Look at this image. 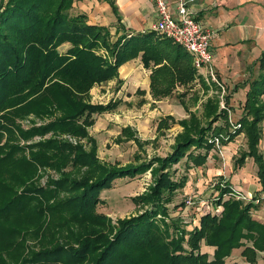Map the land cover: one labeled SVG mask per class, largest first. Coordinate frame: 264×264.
Wrapping results in <instances>:
<instances>
[{
  "label": "trees",
  "instance_id": "obj_1",
  "mask_svg": "<svg viewBox=\"0 0 264 264\" xmlns=\"http://www.w3.org/2000/svg\"><path fill=\"white\" fill-rule=\"evenodd\" d=\"M72 4L73 0H0V264H226L231 251L244 241L251 244L241 254L254 262L256 251L264 252V225L252 219L251 203L223 199L227 189L219 190L213 196L221 206L219 214H200L191 230L180 216L171 217L165 205L186 184L184 175L175 177L174 165L183 161L187 169L202 166L214 149L210 138L219 134L228 138L222 139L225 144L244 133L248 150L243 158H254L264 188V158L257 151L264 75L251 83L245 102L248 113L234 132L227 110L219 108L217 97L208 98L201 117L190 111L187 118L176 120L182 130L166 156L110 165L96 156L88 129L95 114L114 110L118 101L90 103L89 90L114 78L120 83L119 67L139 56L143 67L151 70L149 92L154 99L193 84L196 69L189 52L171 38L147 31L113 39L108 27L89 23L83 12H69ZM62 46L66 48L60 51ZM28 114L50 119L24 129L20 121ZM167 119L173 121L171 116L161 121ZM49 132L60 138L28 145L16 142ZM122 133L134 138L130 128ZM63 135L74 137L76 143ZM69 164L80 168L76 175L61 171ZM43 167L61 173L41 186L35 178ZM148 169L154 186L133 199L152 207L116 225L97 212L102 190L117 178L142 175ZM61 192L68 195L61 198ZM45 226L52 242L37 243L38 249L27 247L26 240ZM60 236L64 241L58 243ZM202 245L214 247L212 257L202 252Z\"/></svg>",
  "mask_w": 264,
  "mask_h": 264
},
{
  "label": "rangeland",
  "instance_id": "obj_2",
  "mask_svg": "<svg viewBox=\"0 0 264 264\" xmlns=\"http://www.w3.org/2000/svg\"><path fill=\"white\" fill-rule=\"evenodd\" d=\"M65 48L62 46L59 50L63 51ZM98 51L102 52L100 49ZM105 56H107V59L110 58L109 54ZM119 81L120 83L114 78L106 83L96 85L87 94V99L93 104H106L110 101H118V105L114 110L95 114L94 122L88 129L89 135L96 142V156L100 161L110 165L137 164L155 156H166L172 149L174 136L182 130V127L177 124L176 120L187 118L189 115L187 109L195 110L200 116L202 115V103L207 98L217 97L218 103L222 101L224 103L223 106H225L226 95H228L226 90L221 100L220 95L216 93L219 87L211 85V88L207 89L206 85H210L202 77L196 75L193 84L186 87L177 86L169 96L160 97L161 99L158 98L160 100L158 106L152 102V98L149 96L150 93L148 95L145 92L146 88L140 90V87L146 86L144 81H140L138 89L136 88V84L130 80L125 82L126 84L120 79ZM142 91H144L143 94H141ZM158 99L155 100L158 101ZM219 108L222 109L221 107ZM167 116H171L173 121L167 119L162 122L161 120ZM230 117L232 118V111L229 113L228 121L229 119L231 120ZM49 119L44 118L39 120L36 116L28 114L27 119L21 120L20 123L21 127L27 129L31 125H40ZM163 124H167V126ZM125 128L131 129L134 138L132 136L126 139V136L122 133V130ZM52 137L60 138V135L52 136V133L49 132L42 137L34 136L26 142L22 140L16 142L20 145H28L29 143H35ZM63 138H66L71 143H76L74 137L63 135ZM138 141L141 142L140 145L137 143ZM79 142H82L85 147L90 146L85 140ZM220 145H223L222 140ZM212 151L218 152V149H211L210 152ZM238 152L245 153L240 150ZM25 156H28V151H25ZM174 168L177 169L175 177L184 175L186 177V184L176 190L173 202L165 206L168 212H170L171 217L180 216L186 228L191 230L192 225L198 223L199 215L202 212L210 210V208H207V205L214 199V187L219 179L208 178L204 168L197 170V168L190 167L187 169L183 161L175 164L172 169ZM79 169L71 167L69 164L62 168L61 171L76 175ZM83 169L82 167L81 170ZM37 173L35 183L43 186L50 179H57L61 172H57L50 167H43L39 168ZM153 186L154 180L151 169L146 170L142 175H136L131 178H117L111 188L104 189L99 194L101 203L97 206V212L105 214L110 219L112 225H116L118 220L132 217V215L152 207L148 203L143 204L133 198L148 193ZM67 195V192L60 193L61 198H65ZM186 200H190V205H185ZM182 203H184V206L181 205L175 208V210L173 209L175 204L180 205ZM159 217L158 215L157 218ZM50 227L52 230H55L53 226ZM50 234L51 231L47 230L45 226L43 232L32 234L30 239H27L25 243L27 247L33 245L34 248L38 249L37 243L45 244V242H52ZM60 237L56 242L60 243L64 241L62 236ZM201 247H207V250L210 252L208 253L211 255L213 250L211 246L206 245ZM26 252H22V255H26Z\"/></svg>",
  "mask_w": 264,
  "mask_h": 264
},
{
  "label": "crops",
  "instance_id": "obj_3",
  "mask_svg": "<svg viewBox=\"0 0 264 264\" xmlns=\"http://www.w3.org/2000/svg\"><path fill=\"white\" fill-rule=\"evenodd\" d=\"M113 6L116 11L113 10ZM192 8L196 12L197 20L213 31L211 40L213 65L218 79L223 84L224 93L226 90L228 92L225 99L227 114L229 116L232 111L230 121L237 124L248 113L245 102L251 83L264 75V0H195ZM70 10L73 13H85L91 24L108 27L113 39L120 35L130 36L150 31L156 20L155 10L149 0H74ZM150 73L151 70L143 67L139 56L119 67L118 78L124 81L123 83L130 80L136 84L137 89L140 81H144L146 86L140 87V90L146 88L145 92L149 95ZM206 87L209 89L211 85ZM219 91L220 88L216 93L219 94ZM261 93L259 105L264 104V87ZM149 96L151 97V94ZM151 98L153 103L159 104V99L157 101ZM203 104L204 102L202 107ZM187 111L196 113L195 110ZM247 118L251 119L252 116L249 114ZM219 123L220 120H217L214 125L217 126ZM260 125L257 151L264 158V116ZM239 150L245 153L238 152ZM247 150V137L241 132L223 144L219 153L210 150L205 163L194 168L197 170L204 168L208 178L218 180L221 177L229 185L241 189L246 194L264 195V188L258 175L259 168L254 158L249 155L243 158ZM240 158L242 160L238 164L237 160ZM210 205L215 210L221 207L216 205V201H212ZM250 210L252 219L264 225V202L252 204ZM250 244L251 241H244L240 247L233 249L225 263L264 264L263 251H256L257 256L252 263L247 262L241 254L245 246ZM212 248L214 250V247ZM201 250L209 252L207 247H201Z\"/></svg>",
  "mask_w": 264,
  "mask_h": 264
},
{
  "label": "built area",
  "instance_id": "obj_4",
  "mask_svg": "<svg viewBox=\"0 0 264 264\" xmlns=\"http://www.w3.org/2000/svg\"><path fill=\"white\" fill-rule=\"evenodd\" d=\"M149 2L152 4L156 14V20L150 31L163 37L171 38L189 52L192 57V65L196 69V75L202 77L207 84L219 87V95L222 100L224 88L221 80L217 77L215 66L213 65L214 53L211 50L213 31L208 29L203 22L197 20L196 12L192 8L195 0H149ZM101 53L104 54L105 52L102 51ZM219 104L222 109H226V105L223 106L224 103L222 101ZM229 123H231V132H234L240 126L239 124H233L230 119ZM210 139L214 144V148L220 151L221 140H227L228 138L219 134ZM215 185V193L219 192V190L227 189L222 194L223 199H235L247 205L248 203L257 205L264 202L263 194H246L235 186H229L225 179L218 180ZM185 205H190V200H186ZM207 208H210V210L205 211L206 213L219 214L221 207L215 210L208 203ZM205 212L201 214H205Z\"/></svg>",
  "mask_w": 264,
  "mask_h": 264
}]
</instances>
